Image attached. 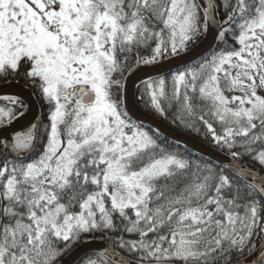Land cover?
Listing matches in <instances>:
<instances>
[{
    "label": "snow or ice",
    "instance_id": "obj_1",
    "mask_svg": "<svg viewBox=\"0 0 264 264\" xmlns=\"http://www.w3.org/2000/svg\"><path fill=\"white\" fill-rule=\"evenodd\" d=\"M146 69L139 99L223 160L131 119ZM0 79L47 121L0 134V264H73L96 240L79 264H264V0H0ZM26 111L0 98V133Z\"/></svg>",
    "mask_w": 264,
    "mask_h": 264
},
{
    "label": "water",
    "instance_id": "obj_2",
    "mask_svg": "<svg viewBox=\"0 0 264 264\" xmlns=\"http://www.w3.org/2000/svg\"><path fill=\"white\" fill-rule=\"evenodd\" d=\"M214 45L215 42H213L212 37L209 36L208 39L200 47L189 52V54L185 57V60L183 62L186 63L192 57H198L200 55H204V53L209 51V49L212 48ZM180 64H181L180 58H175L173 61H167L164 63V68L162 69V71L167 72L169 69L175 70V68L180 66ZM156 74H157L156 71L146 69L145 71L137 72L136 74L132 75L129 78L127 82V90L125 93V105L129 113L136 119L151 124L152 126L155 127V129H158L159 131L161 130V132L164 133L165 135L185 143L190 148H193L217 161L223 160L224 155L215 148L210 147L207 143L197 138H193L191 136L180 133L177 130L171 128L170 125H168L166 122L156 117L150 116L144 113L142 110L138 109L134 97L135 85L137 84L140 77L148 76V75L155 76ZM10 94L17 95L25 101V104H27V112L25 113V116L23 117L22 121L16 122L15 124L13 123L7 129V131H4L3 133L0 134L8 135L13 130L19 131L25 125L29 126L32 123L39 124L41 122L40 107L35 96L32 94V91L30 89H28L25 85L19 82L1 84L0 96L10 95ZM100 244L101 241H93L91 244H87L83 246L81 245L77 247L75 250L72 251L73 264H75L83 255L88 253L90 250L98 248Z\"/></svg>",
    "mask_w": 264,
    "mask_h": 264
},
{
    "label": "trees",
    "instance_id": "obj_3",
    "mask_svg": "<svg viewBox=\"0 0 264 264\" xmlns=\"http://www.w3.org/2000/svg\"><path fill=\"white\" fill-rule=\"evenodd\" d=\"M201 41H202V40H201ZM201 41H200V42H201ZM200 42H199V43H200ZM197 45H198V44H197ZM197 45L193 46V48H195ZM193 48H192V49H193ZM192 49H191V50H192ZM143 78L146 79L147 76H144ZM1 82H4V80L0 79V83H1ZM22 82L24 83V81H22ZM138 86H139V87H142V85H140V80H139V82L137 83V85H136V89H135V98H136L137 104L139 105L140 109L144 110L145 112H147V113H149V114H151V115H154V116H157V117L163 119L162 117L158 116V115L155 114L153 111H151L150 108H149L148 106H146V104H145L144 102H142V101L139 99V87H138ZM36 96H37V95H36ZM0 98H2V97H0ZM37 99H38L39 104H40V106H41V116H42V120H43L44 123H47L46 119H44V113H45V111H46V108H45V106H44V104H43V102L41 101V99H40L39 96H37ZM145 99H146V98H145ZM131 119H132L134 122L139 123V122H137L135 119H133L132 117H131ZM163 120H165V119H163ZM165 121H166L167 123H169L170 125H172L174 128H176L177 130H179L180 132H182V133H184V134H187V135H191V137H192V136H193V137H197V138L203 140L204 142L208 143V144L211 145L212 147H214V146L212 145V143H211L209 140H207V139L204 138L203 133L197 135L196 133H194V132H192V131L186 130V129L182 128V127H178L177 125L171 123L170 120H165ZM139 124H142L146 129H148V130H150V131L156 133V134L159 136V138H160V140H161L162 143H164V144H166V145H168V146H170V147H172V148H175L176 150H178V151H180V152L191 153V154L193 155V158L202 157L204 160H207V161L218 162V161H216L215 159H213V158H211V157H209V156H206V155H204V154H202V153H200V152H198V151L193 150V148H192V149L189 148V147H188L187 145H185L183 142L176 141V140H174V139L168 138V137H166L165 135H163V134H161L160 132H158L157 130H155V129L151 128V127L149 128V126L146 125L145 123H139ZM144 124H145V125H144ZM214 148H216V147H214ZM216 149H218V148H216ZM218 150L221 151L220 149H218ZM261 174L264 175V172H261ZM76 246H79V245H76ZM76 246H74V248H75ZM74 248H73V249H74ZM73 249H72V250H73ZM72 250H71V251H72ZM82 257H83V256H82ZM75 264H79V260H78Z\"/></svg>",
    "mask_w": 264,
    "mask_h": 264
}]
</instances>
